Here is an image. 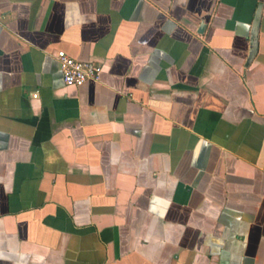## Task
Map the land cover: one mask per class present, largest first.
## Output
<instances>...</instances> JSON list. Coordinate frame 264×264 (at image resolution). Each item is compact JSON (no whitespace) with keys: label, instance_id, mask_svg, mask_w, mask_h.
I'll list each match as a JSON object with an SVG mask.
<instances>
[{"label":"crops","instance_id":"1","mask_svg":"<svg viewBox=\"0 0 264 264\" xmlns=\"http://www.w3.org/2000/svg\"><path fill=\"white\" fill-rule=\"evenodd\" d=\"M0 264H264V0H0Z\"/></svg>","mask_w":264,"mask_h":264},{"label":"built area","instance_id":"2","mask_svg":"<svg viewBox=\"0 0 264 264\" xmlns=\"http://www.w3.org/2000/svg\"><path fill=\"white\" fill-rule=\"evenodd\" d=\"M63 81L69 87H82L89 82H97L102 73V67L91 62H82L69 57L64 52H58Z\"/></svg>","mask_w":264,"mask_h":264},{"label":"water","instance_id":"3","mask_svg":"<svg viewBox=\"0 0 264 264\" xmlns=\"http://www.w3.org/2000/svg\"><path fill=\"white\" fill-rule=\"evenodd\" d=\"M261 9L257 13L255 23L252 29L251 35V52L248 59V64H251L253 60L256 58L259 48V33H260V25H261ZM204 29V26L202 27Z\"/></svg>","mask_w":264,"mask_h":264}]
</instances>
